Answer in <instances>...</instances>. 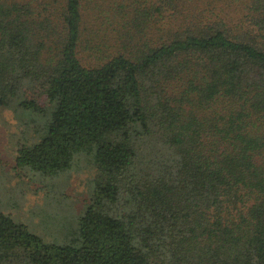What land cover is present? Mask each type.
<instances>
[{"label": "trees", "instance_id": "16d2710c", "mask_svg": "<svg viewBox=\"0 0 264 264\" xmlns=\"http://www.w3.org/2000/svg\"><path fill=\"white\" fill-rule=\"evenodd\" d=\"M1 107L19 176L96 173L64 243L0 197V264H264V0H0Z\"/></svg>", "mask_w": 264, "mask_h": 264}, {"label": "rangeland", "instance_id": "374dc122", "mask_svg": "<svg viewBox=\"0 0 264 264\" xmlns=\"http://www.w3.org/2000/svg\"><path fill=\"white\" fill-rule=\"evenodd\" d=\"M25 131V130H23ZM11 110L0 108V197L3 211L47 242L64 243L76 228L94 191L96 165L90 152L75 156L70 168L46 183L30 182L15 169L17 144L27 138Z\"/></svg>", "mask_w": 264, "mask_h": 264}]
</instances>
